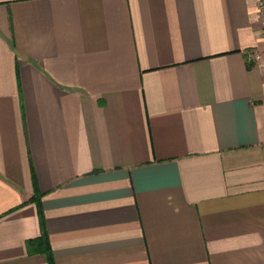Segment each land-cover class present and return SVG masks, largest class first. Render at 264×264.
I'll return each instance as SVG.
<instances>
[{
    "label": "crops",
    "instance_id": "crops-1",
    "mask_svg": "<svg viewBox=\"0 0 264 264\" xmlns=\"http://www.w3.org/2000/svg\"><path fill=\"white\" fill-rule=\"evenodd\" d=\"M257 2L0 0V264H264Z\"/></svg>",
    "mask_w": 264,
    "mask_h": 264
},
{
    "label": "built area",
    "instance_id": "built-area-1",
    "mask_svg": "<svg viewBox=\"0 0 264 264\" xmlns=\"http://www.w3.org/2000/svg\"><path fill=\"white\" fill-rule=\"evenodd\" d=\"M257 15L261 21L262 24V30H263V37H264V0H258L257 2ZM249 59H255L256 61L261 60L263 57V53L260 50H250L248 52Z\"/></svg>",
    "mask_w": 264,
    "mask_h": 264
},
{
    "label": "trees",
    "instance_id": "trees-1",
    "mask_svg": "<svg viewBox=\"0 0 264 264\" xmlns=\"http://www.w3.org/2000/svg\"><path fill=\"white\" fill-rule=\"evenodd\" d=\"M30 245L32 246L33 244L30 243Z\"/></svg>",
    "mask_w": 264,
    "mask_h": 264
}]
</instances>
